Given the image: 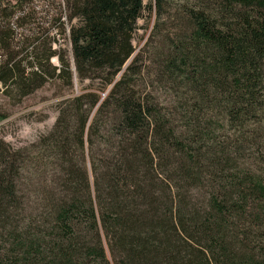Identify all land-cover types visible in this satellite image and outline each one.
Wrapping results in <instances>:
<instances>
[{
  "label": "trees",
  "instance_id": "16d2710c",
  "mask_svg": "<svg viewBox=\"0 0 264 264\" xmlns=\"http://www.w3.org/2000/svg\"><path fill=\"white\" fill-rule=\"evenodd\" d=\"M62 3L67 50L12 48L0 10L4 93L60 90L45 133L0 140V264H264V0Z\"/></svg>",
  "mask_w": 264,
  "mask_h": 264
},
{
  "label": "rangeland",
  "instance_id": "374dc122",
  "mask_svg": "<svg viewBox=\"0 0 264 264\" xmlns=\"http://www.w3.org/2000/svg\"><path fill=\"white\" fill-rule=\"evenodd\" d=\"M52 1V8L42 0H34L31 4L29 3L26 5L27 7L24 9V13L21 15L23 18L22 28L15 29V19L17 18V13H14L11 8L15 3L12 0H4L0 8V10H2L1 18L3 21L7 22L9 26H11V30L14 35V39L11 43L12 48L17 43L19 50H23L27 45L28 40L32 38L33 34L38 33V36L44 37L46 36L45 32H47L50 27L55 28L59 26V23L51 22V20L53 21L57 18L54 16V8H57V4H59L61 8L60 11H64L63 3L62 0ZM28 8H32L35 14H27V12H29ZM48 12L50 14L49 16L46 15ZM146 16L147 15L145 13L143 18L137 22L138 29L135 32L133 42L135 53L139 52L143 48L144 43L149 38L155 23L153 15L150 17ZM63 18L60 21L63 22ZM46 21H48V23ZM53 28L51 29L52 32L49 36H54V41L57 45H60L63 49L67 50L68 25L65 23L63 33L60 32L61 30L58 31V29L54 30ZM14 49L15 51L17 50L16 48ZM1 56L2 52L0 51V60H2ZM52 63L56 64V61L52 60ZM59 93L60 90L58 88L54 86H46L34 93L32 96L23 99L21 103L17 104L10 97L12 93L9 91L4 93V89L0 86V116L5 117L0 122V140L14 148H18L33 142L37 136L45 133L51 127L55 118L53 106L56 103V98Z\"/></svg>",
  "mask_w": 264,
  "mask_h": 264
}]
</instances>
